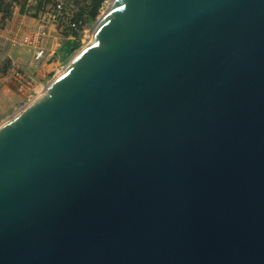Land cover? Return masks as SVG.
Instances as JSON below:
<instances>
[{
	"label": "water",
	"instance_id": "obj_1",
	"mask_svg": "<svg viewBox=\"0 0 264 264\" xmlns=\"http://www.w3.org/2000/svg\"><path fill=\"white\" fill-rule=\"evenodd\" d=\"M0 264H264V0H112L0 125Z\"/></svg>",
	"mask_w": 264,
	"mask_h": 264
},
{
	"label": "rangeland",
	"instance_id": "obj_2",
	"mask_svg": "<svg viewBox=\"0 0 264 264\" xmlns=\"http://www.w3.org/2000/svg\"><path fill=\"white\" fill-rule=\"evenodd\" d=\"M54 1L55 3L56 1H60L63 6V13L57 16V19H54L59 33L57 44L54 46L57 48L54 52L49 51L44 61L40 64H36L34 61H31L33 66L37 69L36 75L28 71L30 77L22 76L21 81L13 79L14 82L19 84L18 89L14 85H9L11 90L7 91L8 94L6 96H3L4 91H0V125L20 110L24 105L36 98L41 90L46 87L47 83L62 72L68 61L90 41L91 32L95 22L104 13L105 7L112 2V0H104L103 4L99 7L94 20L88 21L85 16H82L81 19L84 23L80 27H71V30L68 31L69 33L66 34L63 31V29L66 28L63 18L67 15L68 18L71 19L75 17L82 8L86 10L85 7L88 5V1L36 0V11L32 14L37 15L42 12L52 15L53 7L55 5L53 4ZM2 17L5 20L9 19H6L4 16ZM59 22L61 23L60 26H58ZM49 56H51V59L48 63L47 58ZM20 73L24 74L22 71H20ZM20 87H22V89H19Z\"/></svg>",
	"mask_w": 264,
	"mask_h": 264
},
{
	"label": "crops",
	"instance_id": "obj_3",
	"mask_svg": "<svg viewBox=\"0 0 264 264\" xmlns=\"http://www.w3.org/2000/svg\"><path fill=\"white\" fill-rule=\"evenodd\" d=\"M35 2L36 0H26L23 11L19 6L8 20L2 18L0 13V91H4L3 96L11 90L9 85H14L18 89L19 84L13 79L21 81L22 76L30 77L28 71L35 75L37 72L31 62L34 49L29 45H15L14 41L17 38L38 34L39 43L45 48L47 54L49 51L54 52L57 48L54 47L59 36L56 23L51 14L42 12L37 15L32 14L36 11ZM50 57L47 58L48 63Z\"/></svg>",
	"mask_w": 264,
	"mask_h": 264
},
{
	"label": "built area",
	"instance_id": "obj_4",
	"mask_svg": "<svg viewBox=\"0 0 264 264\" xmlns=\"http://www.w3.org/2000/svg\"><path fill=\"white\" fill-rule=\"evenodd\" d=\"M3 1L9 5V10L7 14L2 13V12L0 13H1V16H4L7 19V18L12 17V15H14L16 9L19 7V4L17 3V1H14V0H3ZM103 1H102V4H103ZM108 6L109 5H107L105 9ZM61 13H63L62 3L60 1H56L53 7V13L51 16L53 17V19H57V16H59ZM63 22L65 23L66 26L76 27V24L70 18H68L67 15L63 18ZM14 44L18 46H27V45L31 46L34 49L33 61L36 64H40L42 61H44L47 55L45 48L41 46V44L39 43L38 34H35L32 36H25V35L21 36L14 41Z\"/></svg>",
	"mask_w": 264,
	"mask_h": 264
},
{
	"label": "trees",
	"instance_id": "obj_5",
	"mask_svg": "<svg viewBox=\"0 0 264 264\" xmlns=\"http://www.w3.org/2000/svg\"><path fill=\"white\" fill-rule=\"evenodd\" d=\"M14 1H17V3L20 4V10L23 11V8L25 6L26 0H14ZM102 1L103 0H86L85 2L88 3V5H86V7H85L86 10H84L82 8L77 13V15L75 17L71 18V20L76 24L77 27H80L84 23V21L81 19L82 16H85V18L88 21L94 20L96 14H97V11H98L99 7L102 4ZM53 4H55V1L53 2ZM8 10H9V5L7 3H5L3 0H0V12L7 14L8 13ZM60 25H61V23L59 22L58 26H60ZM70 28L71 27L66 26V28L63 29V31L66 34H68L69 33L68 31L71 30Z\"/></svg>",
	"mask_w": 264,
	"mask_h": 264
},
{
	"label": "bare ground",
	"instance_id": "obj_6",
	"mask_svg": "<svg viewBox=\"0 0 264 264\" xmlns=\"http://www.w3.org/2000/svg\"><path fill=\"white\" fill-rule=\"evenodd\" d=\"M63 71V70H62ZM46 89V87H44L42 90H41V92L39 93V95L44 91Z\"/></svg>",
	"mask_w": 264,
	"mask_h": 264
}]
</instances>
